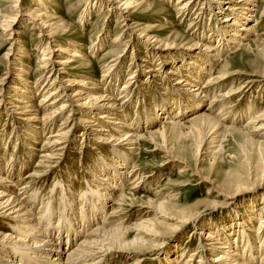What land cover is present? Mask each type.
Returning a JSON list of instances; mask_svg holds the SVG:
<instances>
[{"label":"bare ground","instance_id":"6f19581e","mask_svg":"<svg viewBox=\"0 0 264 264\" xmlns=\"http://www.w3.org/2000/svg\"><path fill=\"white\" fill-rule=\"evenodd\" d=\"M20 1L22 0H13V5L17 8V11L4 20L1 28H3L4 31H11V26L15 22L16 18L22 17L23 19H25L23 22L24 27H29L30 25L32 28H34V30L37 31V37L39 38V58L34 68V77L38 78L33 81L32 86H28L26 84L27 75L29 74V68L28 65L20 67L21 65L23 66L22 56H19V59L16 58L14 60L15 63H11L13 66V71H17L16 73L10 71L12 79H7V74L0 78L1 114H9L10 119L13 117V114L21 116V119H19L20 117L17 118V121H19V123L18 125L16 124V128H11V133L16 134L17 140L27 139L31 143L30 146H32L35 144L34 141L38 140V136L39 138H42V133L44 131L51 130L61 117L66 116V118H64L59 124L58 129L44 138L39 149V160L36 164L37 169H39L47 160H50L53 163H55L57 160L59 161L61 156L67 154L70 148L74 146L76 137H79L81 141L80 150L82 149V147L91 148L90 150H93V153L96 146L98 145H103L106 143L113 144V146H111V154H113L114 157L111 158L107 155V157H103V152L101 153L102 156L99 154V160H97L95 156L97 160L96 163L102 166L104 170L103 174H101L102 172H95L98 171L97 164L95 163H91L89 165L90 168H87L88 173L91 175L90 177L93 178L92 181H97H91V183L86 182V186H92L91 184L93 183L94 186L92 187L94 188L93 192L95 193V197L92 192H85L81 194L70 192V189H68L70 185L66 186L65 183L64 185H62L61 182H59L60 184L57 183L59 186L56 185L57 187H59V196L56 201H54L53 196H50L49 200L47 201L43 200L45 198L43 196L48 195V192H44L45 190L43 192L39 191L38 193H29L30 186H27L29 184L18 189L17 183L21 180L17 181L19 177L12 180L9 177L4 176V174H2L3 161H1L0 264H104L106 263V259L110 256L122 257L123 255L130 257L139 256L137 257L139 258V260L137 262L134 261V264H143L151 260L157 261V264H179L180 261H176L175 253L173 252V254H171L170 252L171 255L164 258V256L162 255H165L166 253H163V248L170 238H174L180 234H183L190 227L193 229L188 234L189 236L185 243H189L192 239H194V237H197L198 247H195L196 251L194 253L192 252L191 255H188L186 257L184 264H247L246 262L248 260H246L245 262L242 259V251L240 250L238 245L235 244V242L237 241L233 240V237L227 234V231L225 230L223 225L220 224L218 228H216V225L214 228L210 230L208 229L207 231L199 225V218L201 217V214L203 213V216L205 217L209 216L210 213L214 212L217 209L216 206L220 205L218 204V202L204 200L205 202H208V206L206 208L208 210H189L186 208H179L178 206L174 207L173 204L169 201L173 200L175 196L169 198H160L158 197V195H160L161 193L156 192L157 200L154 197V199L146 198L144 201H138L136 195L134 196L131 194L132 192L125 194H123L122 192L120 193L123 186L125 187V185L129 183V180H131L130 175L132 174V171L137 177L135 181L139 180L140 171L142 169L139 168V166L135 167V169L132 167L130 169L132 171H129V173H127L126 164L129 158L136 155V152L139 151L140 148L138 144L143 140L148 141L155 147V149L151 152L159 151V154H162L164 160L160 165L161 167L172 166V169L178 168L179 174L190 172L189 175L192 177H196V180H198L199 184H207L210 187V190L207 192V196H210L212 189V192L216 193L217 200H219L220 198L224 199L226 203L223 204V207L231 206L230 208H233L235 205L236 197L247 192L246 190L248 189H262L264 192V182L259 181L256 178L253 182H248L247 180H244L245 177L243 176V174L232 179L230 182L226 183L223 188H221L216 182L201 174V170L197 169L196 166H194V168L192 169L186 159L184 160L182 157L176 155L170 146L165 145V140L168 138V134H166L168 129H173L176 132L180 127L185 126L186 128H189V130H187V133L184 134V137H191L194 140H198L200 137H202V139L204 140L203 146L205 147L204 149L207 154L213 155L218 153L221 142L223 141L222 138L224 131L231 132L230 130H233L228 127L223 128V125L221 123L222 121H225V119L223 118H225L226 116L224 111L226 109L223 110L224 112L219 111L215 113V115L209 113L207 114L204 112H200L199 114L193 113L189 120L182 123V119V121H179L177 120V118H174L175 116L173 117V115L176 114L177 116V114L180 113V111H174L176 113H172V110L174 108L173 103V108L171 106L166 107L165 105L166 108H163L164 110L161 111L162 114L159 115L155 109L153 110V112L155 111L156 113L155 115L147 114V120L145 122H141L140 127L151 125L153 124V121L159 120L160 117H164L163 119L169 118L170 120H175L172 121L173 124L168 125V123H163L161 126H157L153 128L152 131H148L145 135L140 136L138 131H133L131 124H128L126 121L124 123L120 122V120L123 119V116L120 115V108L124 103L123 98L125 96H128L126 95V92L128 90L135 88L139 89V85L146 83H143V81L149 82L150 80H154L155 82H158V80L166 77L167 74L173 75V79L175 78L173 80L174 83L172 84V88L176 87L177 89H184L186 91V87H192L190 92L187 94L190 95L189 97L193 99L196 98L194 99L196 102H192L191 104L192 106L195 105V110L201 109L200 101H203L205 98H207V92H209L211 95V93H219L222 89L231 86L230 89L227 92L223 93V95H221L219 98L226 101L238 98V96L240 95L249 93L256 85H259L258 88H262L264 76L258 77L255 75H245L243 79L235 80L236 82L232 83V80L235 76L239 75V72L228 71L226 69V64L222 65L219 68L220 70L218 71L210 70V74L203 73V71H205L204 67L209 68V66L211 67L216 63L219 65L222 64L224 62L222 56L225 53L237 49H239V51L248 50L249 45L244 41H246L248 35L250 34L256 36L255 27L257 26V23L251 24V22L252 19H255V16L252 15V13H257V10L259 9V0H176V2L174 3V8L176 12L175 18L177 19V21L179 20V22L182 23L189 17V22L187 25V30H189V38H181L180 36H176L174 40H171V42L169 43H163L153 32V28L149 25L141 26L136 22H132L130 24L127 23V26L125 24H122L123 22H128L129 20H131L133 15H136L137 12H147L151 6V3L148 0H83V11L78 14V18H80V21H84V19L91 14L92 9L96 10L104 6L106 12L116 16V21L120 22L123 27H127V30H125V32L129 33L128 40L130 39L127 43L126 41H123L122 43L121 40L124 37L114 38L112 43H114L116 46L113 47L114 49L112 48L113 51L106 53L101 58L102 62L107 59L108 61L106 64H104L103 67H101L102 69H105V73L101 76L103 77V79H100V81L103 82V86L99 88L97 95L93 92L87 91L89 89H92L88 87L90 85L93 87H97L93 84L92 81H88L86 83H83L82 81L77 82L76 80L70 78V75L68 76L67 67L70 64L81 63V65L79 64L81 67H78L79 71L77 73V75H79L78 77L81 76V78L90 76V70L92 68L88 64L89 60L84 59V55L79 54V50L75 44H63L68 41V27L64 26L61 21L55 20L56 18H53V15H51V13L45 9L46 7H48L46 3L49 2V0H33V3L36 4L32 5L31 8L21 7ZM198 4H201L202 6H200L199 9H195ZM211 11H213V13L211 14V17L210 15L209 17L211 20L215 21L214 25L210 24L209 18L207 21L208 25H204V23L202 24V19L206 16V14L208 15L209 13H211ZM263 13L264 8L260 15H262ZM194 20H198V22L194 23ZM200 27H203L205 30L203 34L199 33L201 30ZM211 27H213V29ZM12 33L13 32L11 31V33L6 37H8L9 39L12 36ZM122 33L123 31L121 30L118 36H121ZM201 36L204 39L203 42L208 41V43L204 44L202 41V43L198 41L197 39ZM97 38V43H92L89 47V49L93 50V53H97V51H99L101 46L104 44V33L102 32V34ZM178 40L188 41L191 44L189 45V47H186V49L183 50V53H179L178 57H174L175 55H171V53L168 52V49H175V45ZM17 43L18 40H15V44ZM132 43H137L138 45H140L142 49L146 51L145 55H148L146 57H151V59H154L155 62H158L155 65L157 67L156 69L150 68L149 71H146L145 73L147 75L144 76H146L147 78H144L140 84L139 81L136 80V72H129L127 77L125 78V81L120 87L121 91L118 92L116 90V86L117 82L120 79V68L117 67H119L120 62H122L121 60L123 59L127 47H130ZM54 44L58 45L54 46ZM12 45L13 44L11 43L8 51L12 49ZM121 47L123 49L119 50ZM198 54L202 55L197 56ZM9 55L10 51L5 54L7 59ZM170 56L173 58V62H176V64L178 63L179 66H177L176 64L172 65L173 62L171 63L172 59L170 58ZM143 63L150 64L151 62L143 60ZM168 65L171 66V71L178 69L180 70V72H177L176 70L172 71L173 73H166L167 71H161L163 66L168 67ZM135 66L138 68L137 65ZM45 71H47V76L45 75V82L40 85V78ZM207 74L208 76L207 78L205 77V82L202 85H199L200 80L203 79L202 75L204 76ZM137 83L139 85H137ZM164 83L167 84V81H164ZM12 84H15V86H13ZM76 85H80L81 87H84V89L75 91L72 90V87ZM167 89H169V87ZM1 92H3V94H1ZM5 92H7L8 94H5ZM34 93L35 95L41 94L42 96L39 97L36 106L32 108L30 101ZM4 94L5 96H2ZM133 96L135 95L133 94ZM133 96L132 99L134 98ZM211 101L212 102L209 101L210 105L208 107V112L209 109L211 110L213 108L217 100ZM131 103L132 102H130V105ZM6 105H8V107H5ZM152 107L154 106L151 105V107L149 108L151 109ZM160 109L162 108H159V110ZM194 114L197 115L194 116ZM179 115L184 116L185 114L182 111V113H180ZM129 119H131V117ZM250 120V125H252L253 127L251 130H249L248 133H251L252 135L254 134V136L260 138L262 142H256L248 138L246 139L249 143L257 145L258 148L262 149L264 148V114L257 115ZM97 127H99V129H97ZM79 128H83V131L86 135L83 133V135H77L73 137V132ZM111 132L114 134L116 133L117 136H113ZM248 133L246 132L245 134ZM115 147H118L119 150H121L120 148H122L123 150L125 149V151L121 150L124 153L116 150L117 148L115 149ZM196 148L197 149L194 155L198 157V155L203 152V149L200 150V146H197ZM13 154H11V156ZM105 154L108 153H104V155ZM23 159L26 160L25 158ZM23 164L25 165V163ZM5 165L3 167H5L6 169L8 165ZM57 166H59V164ZM106 167L107 172H105ZM19 170V167H16L13 173L16 174ZM24 171H26V169ZM113 172L118 173L120 178L116 179ZM36 175L40 174L31 172L29 174H26V178H22L25 175H21V178L23 179L22 181L25 180L27 182V178H31ZM46 177H48V175L45 176V178ZM131 177H134V175H132ZM103 178H105V180ZM42 181L44 183V179ZM120 181H122L121 184L119 183ZM140 182L132 184L133 187H131V190L137 189ZM55 183L53 185H55ZM104 183L110 185L107 186L108 190H101V188L99 187V184L100 186H103ZM112 184L115 186H113ZM41 189H43L42 186ZM53 191L54 189H52L51 192L49 191V195H52ZM115 191H119V193L114 196L113 193ZM37 196L40 197L39 202H36ZM129 197L130 199L127 200ZM160 199H163V201H159ZM110 200L118 206L119 212L122 211V214L123 210H125V207L131 209L137 208L145 211L147 210V212L144 213L145 215L148 214V216H145L146 219L144 221L136 223L131 228V231L136 235L129 236V233L131 232H129L127 228H120L121 226L110 230H105L100 226L104 223L106 218L109 217L105 216L104 219L98 220L102 217V213L104 212L105 208L109 206L108 203ZM126 200L127 203H125ZM74 202H78V204ZM79 202L83 204V209L81 208L82 210L79 212L80 218H78L77 216V211L80 207ZM112 211L113 210H111L110 212L111 216H113V214L116 212L115 211L112 213ZM134 212L138 211L134 210ZM245 212L247 215L243 217L247 218L246 224H253L254 219L252 218V214H250L249 210H246ZM117 213L116 215H118ZM262 213H264V205L262 206L259 214ZM41 215L42 217L40 218ZM226 215H228L226 216V218L234 217V222L239 221L234 224L240 229V231L236 233V235H238V244L240 241H244V245H248V247L246 246L245 248H247L248 251L249 249L252 251V253H250L251 255H255V253H257L258 251V245H255V241L258 239V237L254 235H257V231H260L261 229V234H264V221H262L261 224H258V228H248L243 224L245 220L241 219L238 216L235 208L234 211H232L231 215ZM149 217H152V219ZM57 218H59L58 221L60 224L59 228L57 227L58 229L54 227L53 222L54 220H57ZM106 221H108V219ZM118 223L120 222L118 221ZM91 225H93L94 227H91V229L86 232L85 229ZM215 229L217 232L215 231L214 233L212 230ZM85 235H91V240L85 241L86 239L84 238L89 237ZM136 236H141V238H136ZM144 237H149L150 241L144 240ZM77 238L80 239H78V242L76 244L74 240ZM260 245L262 246V243ZM175 248L176 245L173 246V250ZM191 251L189 252V254L191 253ZM183 255H181V259ZM251 255L248 256V259H250V261H252L251 259L253 258V255ZM262 257L263 258H261L260 256L258 261L253 259V263L264 264V254Z\"/></svg>","mask_w":264,"mask_h":264},{"label":"rangeland","instance_id":"374dc122","mask_svg":"<svg viewBox=\"0 0 264 264\" xmlns=\"http://www.w3.org/2000/svg\"><path fill=\"white\" fill-rule=\"evenodd\" d=\"M148 1L151 3V6L147 12H144V13L137 12L136 15H133L131 20H129L128 22H123L122 24H125L127 26L128 24H130L132 22H136L138 25H141V26L149 25L153 28V30H154L153 32L159 37V39L163 43L171 42V40H174V38L176 36H180L181 38L188 37L189 30H187V28H188L187 25L189 22V17L182 23L179 22V20L177 21V19L175 18L176 12H175V8H174V3L176 2V0H148ZM20 2H21V7H23V8H31L32 5L36 4V3H33V0H22ZM83 2H84L83 0H49V2L46 3L48 7H46L45 9L48 10L51 13V15H53V18H56L55 20L61 21L64 26L68 27V37H67L68 41L63 43V44L64 45L75 44L79 50V54L84 55L83 58L89 60L88 64L92 68L90 70V74H91L90 76L81 78V76L78 77L79 75H77L79 68L81 67L80 66L81 63L70 64L67 67L68 76L70 75L69 77L72 78L73 80H76L77 82L82 81L83 83H86L88 81H92L93 84L97 87H93L91 85L90 86L86 85V86L92 88V89H89L87 91L93 92L94 94L97 95L99 88H101V86H103V82L100 81V79H103V77H101V76L104 75V73H105L104 72L105 69H102L101 67H103L104 64H106L108 61V59H107V60H104L102 62L101 58L106 53L113 51V49H114L113 47L116 46L114 43H112L114 38L124 37L121 40L122 43H123V41H126V43H127L130 39L128 40L129 33L125 32V30H127L126 29L127 27H123L120 22H117L116 16L111 15V13L106 12L104 6H102L99 9H96V10L92 9L91 14L88 15L84 19V21H80L79 20L80 18H78V16H79L78 14H80L83 11V8H82V5L84 4ZM200 6H202V5L198 4L195 9H199ZM263 8H264V0H259V9L257 10V13H252V15L255 16L254 17L255 19H252V22H251V24L257 23V26L255 27L256 36H254L253 34H250V35H248L246 41H244L245 43H248V45H249L248 50L239 51V49H237V50H232L228 53H225L222 56V59L224 62L220 65L217 63L213 64L211 67L209 66V68L204 67V70H205V71H203L204 74H206V73L210 74L211 73L210 70L211 71H218V70H220L219 68L222 65L226 64V69L228 71L239 72V75L234 77V79H233L234 81L232 80V83H235L236 82L235 80L243 79L245 77V75H255L258 77L264 76V13L262 15H260ZM16 11H17V8L13 5V0H0V78H2L5 74H7L6 75L7 79H9V78L12 79L10 71H13V69H12L13 66L11 63L12 62L15 63L14 60L16 58L19 59L18 57L22 56L23 66L21 65L20 67H24V65H26V66L28 65L29 74L27 75V83L26 84L28 86L29 85L32 86L33 81L38 78V77H34V68H35V66L37 64V60L39 58V51H38V40H39V38L37 37V35H38L37 31L34 30V28H32L30 25H29V27H24L23 22L25 19H23L22 17L21 18L17 17L15 22L11 26V31L13 33L9 39L6 36H8L11 33V31H4L3 28H1L4 20L7 17H9L10 15H12L13 13H15ZM212 13H213V11H211V13H209L208 15L206 14V16H205L206 18L204 17L202 19L203 21L201 23L202 24L204 23V25H208L207 21L209 18L210 24L214 25L215 21L210 19ZM209 15H210V17H209ZM193 22L197 23L198 20H194ZM203 27H205V26H203ZM203 27H200V29H201L199 32L200 34H203L205 32ZM211 28L213 29V27H211ZM121 30L123 31V33L121 36H118V34L121 32ZM102 32L105 35V38L103 40L104 44L101 46L99 51H97V53L96 52L93 53V50L89 49V47L92 43L93 44L97 43L98 40H96V39H98L97 37H99V35H101ZM15 40H18L17 44H15ZM197 40L200 42L201 41L203 42L204 39L201 36ZM11 43L13 45H12V49L9 50L10 55L8 56V59H7L5 54L7 52H9L8 48L10 47ZM203 43L204 44L208 43V41H204ZM190 44L191 43L188 41L178 40L176 45H175L176 46L175 49H168V52H170L171 55H175L174 57H178L179 56L178 54L183 53V50L186 49V47H189ZM57 45L58 44H54V46H57ZM127 45H129V44H127ZM128 47L124 53L123 59L121 60L122 62H120L119 67H117V68H120V79L117 82V86H116V90L118 92L121 91L120 87L122 86V84L125 81V78L127 77L129 72H132V73L136 72L135 73L136 80L139 81V84H140L144 78H147L146 76H144V75H147L145 72L149 71L150 68L156 69L157 66H155V65L158 63V62H155L154 59H151V57H146V56H148V55H145L146 51L144 49H142V47L140 45H138L137 43H132L131 46L129 48ZM121 49H123V48L121 47L119 50H121ZM88 50L90 53L88 52ZM200 55H202V54H200ZM200 55L198 54L197 56H200ZM137 57H138V59H137ZM170 58L172 59L171 60V63H172L173 58L171 56H170ZM143 60H147L148 62L150 61L151 63L150 64L149 63H143ZM134 64L137 65L138 68ZM175 64H176V62L175 63L173 62L172 65H175ZM176 65L179 66L178 63ZM158 68H159V66H158ZM168 68L170 70L171 66L170 65H168V67L163 66L161 71H165V72L167 71L166 73H170V72L173 73L172 71L176 70L177 72H180V70H178V69L169 71ZM13 72L16 73L17 71H13ZM46 74H47V71H45L42 74V77L40 78V85H42L45 82V78L47 76ZM208 74L204 75V76L202 75L203 79L200 80L199 85H202L205 82V79L207 78ZM168 75L169 74H167L166 77H163L161 80H158V82H155L154 80H150L149 82L143 81V83H145V82L146 83L141 84V85H139L137 83V85H139L138 86L139 89H141V90H139L138 88L130 89V90L127 89L128 91L126 92V95H128V96H125L123 98L124 103L120 108V115L123 116V119H121L120 122L124 123L126 121L128 124H131L133 131H135V132L138 131L140 136H142V135H145L146 132L152 131L153 128H155L157 126H161L163 123L164 124L168 123V125H169V124H173L172 121H175V120H170L169 118L163 119L164 117H160L159 120L153 121V124L148 125V126L145 125L147 128L146 127H140V123L145 122L147 120V117H146L147 114H149V115H155L156 114L155 111L153 112L154 109L160 115V114H162L161 111L164 110L166 107L171 106L173 108V105H174L172 113H176L174 111H180V113H182V111H183L185 114L184 116L179 115L180 113L177 114V116H176V114L173 115V117L175 116L174 118H177V120H179V121L182 119L183 120V121L181 120L182 123L189 120V118L191 117V115L193 113L199 114L200 112H204L207 114L209 113V114L215 115V113H217L219 111H223L224 109H226L224 111H225L227 118L225 116V118H223V119H225V121H222L221 123L223 125V128L228 127V128L233 129V130H230L231 132H225L224 131L223 138H222L223 141L221 142V146H220L218 153L213 154V155L207 154V152L204 149L205 147L203 146L204 140L202 139V137H200L198 140H194L191 137L190 138L184 137V134H186L187 130H189V128H186L185 126L180 127L178 129V131H176V132L173 129H168V131L166 132V134H168V136H167L168 138L165 140V145L170 146L176 155L182 157L184 160L186 159V161L189 162V165L191 166L192 169L194 168V166H196L197 169L201 170V174H203L205 177L210 178L211 180L216 182L221 188H223V186L226 183L230 182L232 179H234L237 176H240L242 174L245 177L244 180H247L248 182L249 181L253 182L255 178L259 181L264 182V148H262V149L258 148L257 145H253V144L249 143L248 140L246 139V138H248V139L254 140L256 142H262V140L260 138H258L257 136H254V134L252 135L251 133H248V132L253 127L252 125H250L251 124L250 119L257 116V115L264 114V81H263V87L262 88H258L259 85H256L252 88V90L249 93L240 95V96H238V98L226 100V101L219 99V98L221 95H223V93L227 92L231 86L227 87L225 89H222L221 90V92L223 91L222 93L221 92H219V93L215 92V94L211 93V95H210V93L207 92V95H208V96L206 95L207 98H205L203 101H200L201 102L200 103L201 109L195 110V105L192 106L191 104H192V102H196L194 100L196 98L193 99V98L189 97L190 95L187 94L190 92L192 87H189V86L186 87L185 88L186 91L184 89H182V90L177 89L176 87L172 88V84L174 83L173 80L175 78L173 79V77H174L173 75H169V76ZM170 77H172V78H170ZM164 81H167V84H165L166 82L164 83ZM12 85L15 86V84H12ZM168 87H169V89H167ZM79 89H84V87H81L80 85H76V86L72 87V90H74V91L79 90ZM167 90H168V92H167ZM179 90H180V92H179ZM118 92H116V93H118ZM135 92H137V93H135ZM140 93H141V95H140ZM1 94H3V92H1ZM5 94H8V93L5 92ZM5 94L2 96H5ZM133 94L135 96L137 94V96L135 97V96H133ZM41 96H42L41 94H37V95H35V93L33 94L32 99L30 101L32 108H34L36 106L38 99ZM132 96L134 97L133 99H132ZM178 96H180V97H178ZM217 96H219V97H217ZM0 99H1V97H0ZM137 99H139L140 101ZM211 100H214V101L217 100V101H216L215 105L213 106V108L211 107L212 109L211 110L209 109V112H208V107L210 105V102H212ZM130 102H132L131 105H130ZM156 102H158V103H156ZM159 103H161V104H159ZM172 103H173V105H172ZM175 103H176V105H175ZM224 104L225 105L227 104L228 106L227 105L225 106ZM231 104H232V106H231ZM147 105L149 107H151V105L154 107H152L150 109ZM156 105H159V106H156ZM165 105H166V107H165ZM233 105H234V107L236 105V107L234 108ZM144 106H146L147 108ZM5 107H8V105H6ZM141 107L143 110L141 109ZM157 107H158V109H157ZM191 107H192L193 111H192ZM159 108H162V109L159 110ZM190 109H191V111H190ZM226 111L229 113H227ZM240 112L241 113L243 112V113L241 114ZM0 114H1V112H0ZM197 114H194V116ZM161 116H164V115H161ZM128 117L129 118L131 117V119H129ZM17 118L21 119V116L13 114V117L10 119L9 114L6 115V113H2L0 115V157H1L0 162L3 161V165H2V172L3 173L2 172L1 173L4 174V176H7L12 180L19 177L17 181H19V180H21V181L17 183L18 189L29 184L27 186H30L29 187L30 188L29 193H31V194L34 192L38 193L39 191L43 192L45 190L44 191L45 193L48 192L47 196H43V197H45L43 199L45 201L49 200L50 196H53L54 201H56V199L59 196V193H58L59 187H57L56 185H58L57 183H59V182H61L62 185H64V183L66 186L70 185L68 187V189H70V192L79 193V194L85 193V192H92L93 195L95 194L93 192L94 188L92 187V186H94L93 183L91 184L92 186H90V185L86 186V182L91 183V181L93 179L90 177L91 175L88 173L87 170L90 168L89 165L91 163H95V164H97V168H98V171H95V172H99V173L102 172L101 174H103L104 170H103L102 166H100L98 163H96V161L99 160V156L100 155L102 156V154H103V157L104 156L105 157L109 156L111 158L114 157L113 154H111V152H112L111 146H113V144H107L106 143L103 145L102 144L98 145V146H96L94 153H93L92 152L93 150H90L91 148L82 147V149L80 150V148H81L80 142L81 141H80L79 137H76V142L74 143V146H72L70 148V150L67 154L62 155L61 158L59 159V161L57 160L58 162L56 161L55 163H53L50 160H47L46 162L43 163V165L39 169H37L36 164L39 160V157H38L39 149L42 145L44 138L47 135H49L50 133L55 132V130L58 129L61 121L64 118H66V116L61 117L57 121V123L53 126V128L51 130L44 131L42 133V135H43L42 138H39V136H38V138H37L38 140L37 141L35 140L34 141L35 144L32 145L33 147L30 146L31 143L27 139L17 140L16 134L11 133V131H12L11 128L12 127L16 128V126L19 123V121H17ZM139 120H140V122H139ZM167 120H169V121H167ZM235 120H236V122H235ZM234 122H235V124H234ZM247 123H249V124H247ZM150 126H151V128H150ZM99 127H97V129H99ZM246 127H247V129H246ZM246 132L250 135L245 134ZM83 133L85 134V132L83 131V128L82 129L79 128L73 132L72 136L75 137L77 135H83ZM111 134L113 136H117L116 133L114 134L111 132ZM135 135H138V134H135ZM139 144H141V145H139ZM139 144H138V146L140 149H139V151L136 152V155L131 156L129 158V160L127 161V164H126V166H127L126 170H127V173H129V171H132V170H130L132 167L135 169V167L139 166V168L142 169L140 171V176H139V180L141 179L140 180L141 182L139 180L135 181V179L137 177L135 176V173H133V171H132V174L130 175L131 180H129V183L127 185H125V187L123 186L120 193L122 192L123 194H125V193L132 192L131 194L134 196L136 195V198L138 201L139 200L144 201L146 198L154 199V197L157 200L156 192L161 193L160 194L161 196L158 195V197H160V198H165V197L169 198V197L175 196V198H173V200H171L169 202H171L174 207L178 206L179 208H186L189 210H193V209L208 210V209H206L208 206L207 205L208 202H205L204 200H206V201L208 200L211 202L216 201L220 205L216 206L217 209L214 212L210 213L209 216L205 217V216H203V213L200 212V213H202L201 217L199 218L200 227L202 226V228L206 229V231H207L208 229L210 230V229L214 228L216 225H217L216 228H218L220 224L223 225V227L227 231V234L230 235L231 237H233L232 238L233 240L237 241V242H235V244L238 245V247L242 251V255H244V256L241 255L242 259L245 262H246V260H248L246 262L247 264L248 263L255 264V263H253V259L258 261L260 256H261V258H263L262 256L264 254V242H263L264 241V234H261L262 229L260 231H257L258 232L257 235H254V236L258 237V239H257L258 241L257 240L255 241V245H258V251H257V253H255V255L252 254L253 258L251 259L252 261H250V259H248V256L251 255L250 253H252V251L250 249L248 251V249L245 248L246 246L248 247V245L247 244L244 245V243H245L244 241L243 242L240 241L238 244V238H237L238 235H236V233H238V231H240V229L238 227H236V225H234V224L236 222H239V221L234 222V217L226 218V216H228L226 214L231 215L232 211H234V208H235V210L238 213V216L241 219L245 220V222H243V224L246 225V227L258 228L257 227L258 224H261V222L264 221V218H263L264 213H262L263 215L259 214L260 210L262 209V206L264 205L263 204L264 203V192L262 189H248V190L245 189L247 192L243 193L242 195H238L236 197L235 205L233 208H230L231 206L230 207H223V204L226 202L224 201L223 198H220L219 200H217L216 193L212 192V189H211L210 196H207V192L210 190V187L207 184H199L198 180H196V177H194V176L192 177L189 175L190 172H186L185 174H179L178 168L172 169V166L161 167L160 165L162 164V162L164 160V157L162 156V154H159V151L151 152L152 150L155 149V147L153 145H151L148 141L143 140ZM26 145H27V147H26ZM197 146H200V150L203 149V152H202L203 154L201 153L200 155H198V157L194 155V153L197 149L196 148ZM24 149H25V151H24ZM115 149L118 151L123 150L122 148H120L121 150H119L118 147H115ZM99 150H100V152H99ZM102 150H104V151H102ZM27 151H28V153H27ZM123 151H125V149ZM123 151H121V152H123ZM104 153H108V154L104 155ZM11 154H13V155L11 156ZM21 154H22V157H21ZM95 156H96L97 160H96ZM23 158H25L26 160H24ZM89 159H91V160H89ZM22 161H24V162H22ZM5 163H6V165H5ZM23 163H25V165ZM58 164H59V166H57ZM4 165L5 166L8 165L6 169H5V167H3ZM61 165H62V167H61ZM23 166H25V167H23ZM87 166H89V167H87ZM16 167H19L20 170L17 171L16 174H14L13 171L15 170ZM58 167L59 168L61 167V168L59 169ZM25 169H26V171H24ZM32 169H35V170H32ZM60 170H61V173H60ZM18 172H19V174H18ZM31 172H35L36 174H40V175H36L34 177L27 178L26 179L27 182L25 180L22 181L24 178H26V174H29ZM105 172H107V167H106ZM151 173H153V174H151ZM113 174H114L116 179L120 178L118 173L113 172ZM13 175H14V177H13ZM21 175L22 176L25 175V176L22 177ZM47 175H48V177L45 178V176H47ZM132 175H134V177H131ZM111 178H112V175H111ZM43 179H44V183L42 181ZM103 179L105 180V178H103ZM145 180H146V182H145ZM143 181H144V183H143ZM92 182H97V181L93 180ZM121 182L122 181H120L119 183L121 184ZM137 182H140L139 187L135 190H131L132 189L131 187H133L132 184L137 183ZM20 183H22V184H20ZM54 183H55V185H53ZM32 184H36V185H32ZM39 184H41V185H39ZM130 184H131V186H130ZM41 186L43 187V189H41ZM107 186H110V185L104 183L103 186L102 185L100 186V184H99V187L101 188V190H104V189L106 190ZM113 186H115V185H113ZM120 187H122V186H120ZM52 189H54V191H53L52 195H49L50 194L49 191L51 192ZM118 193H119V191H115L113 193V195L115 196ZM94 197H95V195H94ZM129 199H130V197L127 200H129ZM39 200H40V197L37 196L36 202H39ZM127 200L125 201V203H127ZM159 201H163V199H160ZM74 203L78 204V202H74ZM79 204H80L79 205L80 207L78 208V211H77L78 218H80L79 212L83 209L82 208L83 204L80 202H79ZM108 204H109V206L105 208L104 212L102 213V217L98 219V220L104 219L105 216L106 217L109 216L108 218H106V220L108 219V221L105 220L104 223L101 224L100 226L103 227L105 230H107V229L110 230V229H114V228L121 226L120 228H122V227H123V229L127 228L128 231L131 232V233H129L130 235L128 234L129 236L136 235L135 233H133L131 231V228L136 223H139V222L144 221L146 219L145 216H148V214L145 215L144 213L147 212V210L145 211L142 209H137V208L131 209V208L125 207V210H123V214H122L121 213L122 211L119 212L118 206L116 204H114L113 202H111V200L109 201ZM37 207H39V206H37ZM111 210H113L112 213L116 211L113 214V216L110 215ZM134 210L138 211V212H134ZM210 210H213V209H210ZM246 210H249L250 214H252V218L254 219L253 224L252 223L246 224L247 218L243 217V216L247 215L245 212ZM252 211H253V213H252ZM116 213L118 215H116ZM120 214H121V216H120ZM41 217H42V215L40 216V218ZM149 218L152 219V217H149ZM58 219L59 218H57V220L53 221L54 227L56 229H58L60 226ZM110 220H113V221H110ZM114 221H115V223H114ZM118 221L120 223H118ZM102 225H104V226H102ZM113 225H115V226H113ZM91 227L93 228L94 226L93 225L88 226L85 229L86 232L89 229H91ZM192 229L193 228L190 227L183 234H180L174 238H170L167 241V243L164 245V248H163L164 249L163 253L164 254L166 253V254L162 255V256H164V258H165L166 256H170L171 254L175 253L176 261L177 262L180 261L179 264H181V263L184 264L186 257L188 255H191L192 252L194 253L196 251V248L198 247L197 237L196 238L194 237V239H192L191 242L185 243L188 239V236H189L188 234L190 233V231H192ZM212 231L215 233L216 229L212 230ZM80 232H81V230H80ZM80 232H78V233H80ZM196 232H198V231H196ZM85 236H89V237L84 238V239H86L85 241L91 240V235H85ZM136 238H141V236H136ZM78 239H80V238H77L74 240V242L76 244L78 242ZM144 240L150 241V238L144 237ZM260 242L262 243V246L260 245L261 244ZM174 245H176V248L173 250ZM186 245L191 249H189ZM259 245H260V247H259ZM177 249H178V251H177ZM190 251H191V253L189 254ZM170 252H171V254H170ZM176 253H177V255H176ZM181 255H183L182 259H181ZM137 257H139V256H137ZM137 257H130V256H124V255L122 257L110 256L106 259V261H105L106 263H104V264H134L135 262H137L139 260V258H137ZM173 258H174V256H173ZM143 264H157V261L151 260V261H148V262L143 263Z\"/></svg>","mask_w":264,"mask_h":264}]
</instances>
